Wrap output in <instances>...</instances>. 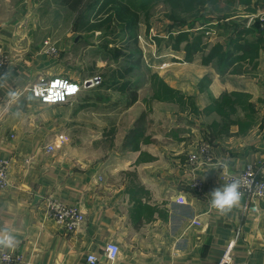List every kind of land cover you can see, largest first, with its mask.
Instances as JSON below:
<instances>
[{
    "label": "crops",
    "instance_id": "0c3cea01",
    "mask_svg": "<svg viewBox=\"0 0 264 264\" xmlns=\"http://www.w3.org/2000/svg\"><path fill=\"white\" fill-rule=\"evenodd\" d=\"M217 1L194 27L173 31L191 30L176 49L182 58L168 43L156 57L161 70L148 64L144 76L126 78L121 73H136L143 60L127 59L104 78H116L111 85L101 79L67 103L46 104L32 85L96 75L70 69L72 29L52 38L56 23L42 22L52 11L46 0H0V48L9 57L0 71L8 73L0 78V159L10 164L0 227L19 240L14 264H90L89 254L97 264H217L236 237L232 264H264V199L254 211L242 198L221 216L207 195L225 184L218 161L229 160V170L252 163L264 175V0ZM46 39L55 53L44 49ZM159 81L170 99L154 97ZM10 89L20 93L17 103H9ZM223 95L233 97L224 103ZM60 137L63 145L48 151ZM200 140L212 144L214 160L195 170L188 156ZM54 200L81 209L84 226L70 232L58 224L49 214ZM109 241L120 247L114 261L105 254Z\"/></svg>",
    "mask_w": 264,
    "mask_h": 264
},
{
    "label": "rangeland",
    "instance_id": "374dc122",
    "mask_svg": "<svg viewBox=\"0 0 264 264\" xmlns=\"http://www.w3.org/2000/svg\"><path fill=\"white\" fill-rule=\"evenodd\" d=\"M36 1L39 4V1L43 0H35V2ZM87 1L88 0L84 1V4L78 11L69 9L63 0H46L45 3H41V5H50V7H52L50 14L44 15V18H42V22L44 23L50 22L49 24H51L53 21L56 23L57 30L52 38H62L65 34L68 35L70 29H72L69 37L71 40L69 49L73 57L69 55L68 61L70 69L75 72L78 77L89 74H91V76L96 75L92 78L98 79L100 83L101 79L110 75L113 70H117L120 66L123 67L127 59L129 61H136L142 58L143 60H141L142 64L140 67L138 66L136 73H121L122 76L127 75L126 78L144 76L147 66H149L148 64H152L154 67L153 69L161 70L159 61H156V57L160 53L166 51V49L163 51V48L167 47L168 43H171L169 38H163V35L168 33L164 25L171 21V19L167 17V13L173 9L168 2L158 1L157 3H153L149 11L150 15H145L144 12L140 10L141 18L137 27H135L133 31H131V29L123 31L120 25L125 22L124 20H117L114 18L111 22H106L108 14L113 10L109 12L103 11L102 14L94 16L96 9L87 11L85 6ZM134 1L138 2L140 0ZM201 5L203 4L200 3L193 9L194 14L197 13V9ZM206 5L207 3L202 7ZM217 11L219 12L221 9L217 7ZM82 12L90 15V22H100L104 20L101 25L102 28H95L94 30L87 31L84 27H79V23L81 22L79 15ZM200 12H203V10H198V13ZM132 19L131 17L128 20L130 21ZM129 31L137 34V40L129 35ZM124 33H126V36L123 35ZM100 40H104V42H100ZM169 49L176 54L178 52L176 49L179 48H175L171 45ZM128 53H130L132 57H130ZM179 53L180 52H178L176 56L182 58L183 53ZM174 58V61L178 60ZM175 63L176 62H174V64ZM167 66L166 64L164 65V67ZM122 76L120 79H123ZM113 95L115 97L118 96L119 93L113 92Z\"/></svg>",
    "mask_w": 264,
    "mask_h": 264
},
{
    "label": "built area",
    "instance_id": "2783aa9c",
    "mask_svg": "<svg viewBox=\"0 0 264 264\" xmlns=\"http://www.w3.org/2000/svg\"><path fill=\"white\" fill-rule=\"evenodd\" d=\"M264 18V17H263ZM44 49L50 53H55L56 48L50 40L44 41ZM9 61L8 55L0 48V71L4 69ZM97 78V77H96ZM99 83L98 79H86L83 83H79L73 79L64 76H55L48 80H41L39 83L30 87L34 97L46 104H62L67 103L71 98L76 97L82 87H90ZM63 138H57L52 144L47 146L48 151H53L57 146H62ZM214 160L213 146L208 141L200 140L195 150L189 152L188 164L195 170L199 169L205 163H212ZM9 168L10 164L5 159H0V188H6L9 184ZM243 177L252 181L250 189H242L243 196L248 201L247 209L257 210V202L264 199V175L252 163H247L242 169H227L221 174V178L225 183H229L234 177ZM193 186L198 192L204 189L203 181L196 179ZM49 214L57 221L58 224L64 226L67 231L75 232L84 226L86 221L85 214L75 205H71L62 201L54 200L49 202ZM237 238V237H236ZM236 238L231 240L227 245L224 253L220 257L217 264H232L233 249ZM120 252L119 245L114 241H109L105 245V254L114 261ZM19 256L10 251L0 253V260L4 264H14L19 261ZM90 264H97L98 257L89 254L87 257Z\"/></svg>",
    "mask_w": 264,
    "mask_h": 264
},
{
    "label": "trees",
    "instance_id": "16d2710c",
    "mask_svg": "<svg viewBox=\"0 0 264 264\" xmlns=\"http://www.w3.org/2000/svg\"><path fill=\"white\" fill-rule=\"evenodd\" d=\"M85 0H63V2L68 6L69 9L73 11L80 10L79 8L84 4ZM158 1H164L168 2L170 6L173 8L171 11L167 13V17L171 19L169 24L165 26V30L168 31L169 38H170V46L173 45L175 48H179L180 42L182 39H188L190 40V32L191 30H188L187 33H181L179 37L173 35V31L180 32L184 30L183 28L188 25L191 27H194V22L199 17L203 16V12L198 13V10H204L205 7L204 4H208L209 7H213V11H215V6L218 5L217 0H140L138 2H135L134 0H88L85 4L87 11L95 10L94 16L97 14H102L103 11H112L108 14V17L106 18V22H111L114 18L122 19L125 22L121 23L122 30L125 31L126 29L133 31L135 27L139 24L140 18H141V11L144 12L145 15H150V9L153 3H157ZM203 4L199 6L197 9V13H193V9L196 8L198 4ZM138 7V8H137ZM203 8V9H202ZM141 10V11H140ZM133 18L132 20H128L130 18ZM226 18L225 15H219V19ZM79 19L81 22L79 23V27H84L87 31L94 30L95 28H102L103 21L100 22H90V15L87 13H80ZM130 32V36L137 40V34L135 32ZM126 36V33L123 34ZM195 42V38L188 43L189 45H192ZM119 51V50H118ZM126 70H129V68H126ZM116 78L108 77L102 81V84L104 82L103 86L111 85L110 82L114 81ZM154 89V97L158 98L159 100L163 99H170V96L172 95V90H170L166 84L162 81H159L158 84L153 85ZM164 90V92H163ZM230 98H227L226 95H223L221 97V101L226 103L231 101V97L233 95H229ZM134 99H132L133 102ZM233 103V102H231Z\"/></svg>",
    "mask_w": 264,
    "mask_h": 264
},
{
    "label": "clouds",
    "instance_id": "9594fccd",
    "mask_svg": "<svg viewBox=\"0 0 264 264\" xmlns=\"http://www.w3.org/2000/svg\"><path fill=\"white\" fill-rule=\"evenodd\" d=\"M8 73H4L0 78H6ZM9 103H17L20 99V93L16 90H9L7 92ZM21 109L17 107L16 111L12 113L13 118L20 116ZM229 160L218 161L214 165V169L226 171L229 168ZM252 181L243 177L237 176L231 179L229 183H225L220 187H215L207 194L209 197V207L216 210L218 215H227L234 208L241 204L243 196L242 189H250ZM19 240L13 230L7 227H0V251H12L18 246Z\"/></svg>",
    "mask_w": 264,
    "mask_h": 264
}]
</instances>
